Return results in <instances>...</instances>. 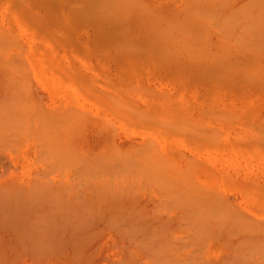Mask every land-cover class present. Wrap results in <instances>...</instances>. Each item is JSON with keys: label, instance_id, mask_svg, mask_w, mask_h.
<instances>
[{"label": "rangeland", "instance_id": "374dc122", "mask_svg": "<svg viewBox=\"0 0 264 264\" xmlns=\"http://www.w3.org/2000/svg\"><path fill=\"white\" fill-rule=\"evenodd\" d=\"M0 107L162 204L188 175L215 188L211 216L264 264V0H0Z\"/></svg>", "mask_w": 264, "mask_h": 264}, {"label": "bare ground", "instance_id": "6f19581e", "mask_svg": "<svg viewBox=\"0 0 264 264\" xmlns=\"http://www.w3.org/2000/svg\"><path fill=\"white\" fill-rule=\"evenodd\" d=\"M90 146L33 137L28 123L0 107V264H251L242 236L224 231L208 211L215 188L188 175L176 181L177 201L162 204L167 197L154 186L139 191L125 176L111 178L109 153H72ZM29 148V168L42 165L33 171L23 159ZM14 158L24 162L18 167ZM223 202L240 206L234 195Z\"/></svg>", "mask_w": 264, "mask_h": 264}]
</instances>
